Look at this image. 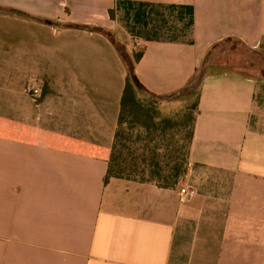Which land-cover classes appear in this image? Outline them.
<instances>
[{"label":"crops","instance_id":"obj_1","mask_svg":"<svg viewBox=\"0 0 264 264\" xmlns=\"http://www.w3.org/2000/svg\"><path fill=\"white\" fill-rule=\"evenodd\" d=\"M229 37L264 41V0H0V264H264L256 80L204 67ZM117 47L142 50L133 72L159 96L201 73L174 189L103 182L127 74Z\"/></svg>","mask_w":264,"mask_h":264},{"label":"trees","instance_id":"obj_2","mask_svg":"<svg viewBox=\"0 0 264 264\" xmlns=\"http://www.w3.org/2000/svg\"><path fill=\"white\" fill-rule=\"evenodd\" d=\"M109 14L112 18V12ZM18 15L24 16L20 12ZM83 29L112 39L102 28L83 26ZM118 50L125 59L127 74L103 182L121 178L174 189L183 180L188 168L189 145L198 113L201 73L192 76L180 90L159 96L148 91L138 80L137 84L132 80L135 77L133 66L142 57V50L132 51L131 54L122 52L121 48ZM123 53L129 55L130 62ZM180 97L192 100L177 111L162 112L165 100ZM262 107L264 109V102Z\"/></svg>","mask_w":264,"mask_h":264},{"label":"rangeland","instance_id":"obj_3","mask_svg":"<svg viewBox=\"0 0 264 264\" xmlns=\"http://www.w3.org/2000/svg\"><path fill=\"white\" fill-rule=\"evenodd\" d=\"M112 36L116 38L113 32ZM120 48L124 52L123 47ZM130 52L129 54H131ZM126 53L123 54H125L127 62H130V57ZM204 64V67L210 72L231 70L253 77L256 80L255 102L264 113L262 107L264 102V41L260 42L258 46L251 48L237 37L225 38L207 52ZM177 100L171 98L164 103L161 106L162 112L166 114L177 111L185 104L191 102L192 99H182L183 101L180 102Z\"/></svg>","mask_w":264,"mask_h":264},{"label":"built area","instance_id":"obj_4","mask_svg":"<svg viewBox=\"0 0 264 264\" xmlns=\"http://www.w3.org/2000/svg\"><path fill=\"white\" fill-rule=\"evenodd\" d=\"M33 93H34V94H37V93H38V89H37V88H34V89H33ZM179 192H180L181 194L188 195V196H191V195L194 194V190H193V189H185V188H181V189L179 190Z\"/></svg>","mask_w":264,"mask_h":264},{"label":"water","instance_id":"obj_5","mask_svg":"<svg viewBox=\"0 0 264 264\" xmlns=\"http://www.w3.org/2000/svg\"><path fill=\"white\" fill-rule=\"evenodd\" d=\"M132 80L135 84H137V78L134 77Z\"/></svg>","mask_w":264,"mask_h":264}]
</instances>
